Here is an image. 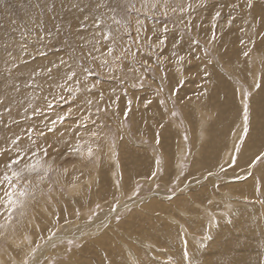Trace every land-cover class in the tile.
Masks as SVG:
<instances>
[{
    "label": "rangeland",
    "instance_id": "obj_1",
    "mask_svg": "<svg viewBox=\"0 0 264 264\" xmlns=\"http://www.w3.org/2000/svg\"><path fill=\"white\" fill-rule=\"evenodd\" d=\"M98 2L7 0L0 7V150L11 149L0 155V200L10 190L4 165L17 151L10 138L21 136L24 148L29 136L49 146L37 158L53 165L24 215L13 210L0 264H264V160L255 159L264 156V90L252 87L264 83V0L251 10L244 0L235 9L238 0H187L193 7L184 13L132 12L120 41L130 53L119 67L101 66L106 42L99 52L88 43ZM105 2L116 12H98L115 29L111 17L124 15L123 0ZM36 4L45 9L42 18ZM41 19L43 29L36 26ZM158 39H165L161 48L147 46ZM5 43L17 63L11 75ZM61 60L75 69L79 87H95L69 99L59 87L75 86L62 79L67 65L43 74ZM77 145L93 147L94 161L70 155ZM22 156L33 162L32 150ZM40 174H31L34 184ZM7 215L0 202V222Z\"/></svg>",
    "mask_w": 264,
    "mask_h": 264
},
{
    "label": "snow or ice",
    "instance_id": "obj_2",
    "mask_svg": "<svg viewBox=\"0 0 264 264\" xmlns=\"http://www.w3.org/2000/svg\"><path fill=\"white\" fill-rule=\"evenodd\" d=\"M7 0H0V7H7ZM255 6L254 0H244V7L251 10ZM36 8L40 9L39 15L41 18L43 17L45 9L41 7L40 4L35 5ZM73 7H79V5H73ZM124 11V15L121 17V19H117L115 15L111 17L112 22L117 25L118 27L113 29L111 24H108L106 21V17L104 13L98 12L101 8H106L109 11L115 13L116 8L111 7L108 5L105 0H100L93 9V19L95 21L94 24V34L89 39L88 43L92 45V49L96 52L100 51V48L97 46L101 42H106V53H102L100 57H98L101 60V66H109V67H119V61L126 58L127 55L130 53V49H125L123 45L120 44V41L122 39V35L125 33H129L131 23H132V12H140V11H153L158 9H163L162 15H167L169 11L175 13L180 12L184 13L188 9H191L193 7L192 3H188L187 0H140L139 7H137V4L135 3V0H123V4L121 5ZM233 9L240 7L239 0L237 3H234L231 5ZM54 5L47 6V11L51 12L53 11ZM81 12L84 11L83 8L80 9ZM221 17V11H216L214 16L212 17L213 27L216 26V22ZM85 20L89 19V16L84 17ZM35 22V20H34ZM136 32L137 35H139L140 28L142 26L141 21L137 18L136 21ZM227 25L230 26L233 23V18L227 19ZM38 28L43 29V20L41 19L40 24L36 25ZM81 27H84L83 24H81ZM57 32H59V26H57ZM24 35V34H22ZM46 35L50 36L51 32L49 31L46 33ZM43 39V38H41ZM215 39V36L213 35V40ZM244 41H241V44H243ZM165 44V39H158L157 43L151 44L149 43L147 46L149 48H161ZM4 50L6 52V55L9 59L4 61L5 68L4 71L8 72L9 75H11L12 69L17 67L16 58L12 56L11 52H7V43L4 44ZM23 50H26V47L24 45H21ZM43 55V53H41ZM175 55V54H174ZM243 55L245 57L249 56L248 51H244ZM94 59L96 57H93ZM185 58L183 56L177 57L178 62L183 61ZM61 65H67V62L61 60L59 64L53 63L50 67H47L43 70V74L48 75L51 77V74L53 72V69H56L59 71ZM68 70L64 73L62 79L67 81H74L75 86H67V84H61L59 87H61L65 92L69 94V99L75 98L76 94L82 91H91V88L95 87V84H92L90 87L89 85L85 84L83 88L79 87L80 81L77 78V72L75 71L72 66L67 65ZM84 72H89L90 70L87 68L82 69ZM40 72H35L33 75H40ZM256 89H262L264 90V83L254 81L253 86ZM251 95L250 91L245 90L243 92V99L245 101L244 103V133L247 134L248 132V104L247 100L249 96ZM101 94V99H102ZM3 98H0V104H3ZM87 103L90 105L92 103L91 100H88ZM129 105L131 104V101L128 102ZM148 104L151 103V101L147 102ZM51 107V105H49ZM8 111L9 115H11L10 107H6L5 109ZM131 109H127L125 111V117H127L128 112ZM37 112L39 109L36 110ZM97 113L100 112V108L97 107L96 109ZM71 113H69L70 115ZM3 113H0V116H2ZM65 119L64 116L57 117V120L60 122H63ZM89 117L85 116L84 120H88ZM16 122V121H14ZM56 121H53L52 123L55 124ZM95 123V121H93ZM33 131L32 128H29V132ZM49 131H52L51 128H49ZM38 136L44 137L45 133L43 131L37 132ZM91 135L93 137H97L96 132H92ZM31 144L29 148L21 147L22 138L21 136H15L14 138H10V142L13 146V148H16V156L15 158L9 159L8 162L4 165L3 168V181L7 182L9 184L10 190L4 191V198L0 200V202H5L8 206V215L6 217V223L0 222V238L6 237V229L9 227H12L14 229L13 221V210H19V215H24V208L27 207V204L30 200H33L35 198V192L37 191L38 185L42 183L45 178L48 176L49 172L53 170V165L50 162H43L41 159L37 158L40 153H43V155L48 154V147L44 146L41 147L36 143V141L31 139V136L28 137ZM156 143H159V140L157 139ZM29 150H32V157L33 162H23V156L22 153L26 154ZM11 151V149H2L0 150V155H3L5 152ZM70 155H79L83 159H88L90 162L94 161L96 153L93 149V147L89 146L87 148V151H82L80 146L77 145L73 149L70 150ZM257 161L264 160V156H257L255 158ZM157 164H159V159L157 160ZM40 172L36 183L34 184L32 180L30 179V176L34 172ZM67 171L66 169L64 170ZM156 173L153 172L152 176H155ZM16 181H21L22 183L17 184ZM99 207V205H97ZM111 211H116V207H113ZM95 215V213H92L89 215L88 219L91 221L92 216ZM117 220H119V216L116 217ZM54 236L55 233H52ZM27 239V238H25ZM37 248H39V245H37ZM36 249H30L28 255H34ZM21 264H32V261L30 259H24L21 261Z\"/></svg>",
    "mask_w": 264,
    "mask_h": 264
},
{
    "label": "bare ground",
    "instance_id": "obj_3",
    "mask_svg": "<svg viewBox=\"0 0 264 264\" xmlns=\"http://www.w3.org/2000/svg\"><path fill=\"white\" fill-rule=\"evenodd\" d=\"M45 4V3H44ZM32 11V10H31ZM65 14V13H64ZM69 15V14H68ZM1 59V58H0ZM22 66V65H21ZM6 85V84H5ZM1 92V91H0ZM9 99V98H8ZM201 130V129H200ZM199 130V131H200ZM202 133V132H201ZM255 138H257V136L255 137ZM247 144V143H246ZM247 146H248V144H247ZM252 147V146H251ZM199 148V147H198ZM227 150V149H226ZM197 151H199V150H197ZM200 152V151H199ZM201 153V152H200ZM208 154V153H207ZM206 155V154H205ZM182 156V155H181ZM202 156H204V155H202ZM208 156V155H207ZM222 157V156H221ZM225 157V156H224ZM223 157V158H224ZM206 163V162H205ZM232 191V190H231ZM155 205V204H154ZM184 206V205H183ZM185 230V229H184ZM16 241V240H15ZM26 250V249H25ZM32 264H33V262H32ZM35 264V263H34Z\"/></svg>",
    "mask_w": 264,
    "mask_h": 264
}]
</instances>
